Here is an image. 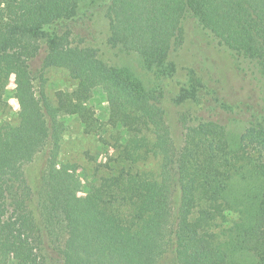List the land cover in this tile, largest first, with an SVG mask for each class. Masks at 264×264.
<instances>
[{"label": "trees", "instance_id": "trees-1", "mask_svg": "<svg viewBox=\"0 0 264 264\" xmlns=\"http://www.w3.org/2000/svg\"><path fill=\"white\" fill-rule=\"evenodd\" d=\"M86 1L0 0V117L11 113L9 92L18 103L14 122L0 123V264H160L168 253L176 264H234L216 229L233 207L227 190L243 164L263 186L226 229L234 247L264 264V129L244 133L235 153L223 126L201 121L185 129L177 147L157 98L72 40ZM186 14L238 60L264 69V0H109L107 43L137 55L147 69L164 67L184 43ZM42 43L34 86L30 61ZM49 68L66 70L76 88L50 98L42 75ZM99 93L109 109L106 126L116 132L119 167L90 186L59 150L69 118L86 133L100 131L88 107ZM44 149L32 193L23 167ZM151 160L157 173L143 170Z\"/></svg>", "mask_w": 264, "mask_h": 264}, {"label": "rangeland", "instance_id": "rangeland-1", "mask_svg": "<svg viewBox=\"0 0 264 264\" xmlns=\"http://www.w3.org/2000/svg\"><path fill=\"white\" fill-rule=\"evenodd\" d=\"M108 1L87 0L81 3L78 20L72 25V40L82 41L83 46L95 49L107 66L115 68L135 87L151 92L157 98L177 147L182 143L185 129L201 121H214L223 126L228 146L235 153L239 151V140L244 133L251 128L264 129L263 68L249 61L238 60L219 46L193 16L186 14L182 20L184 43L181 49L169 58L164 67L147 69L137 55L108 45L109 26L105 17ZM42 47L40 54L30 61L35 77L34 86L38 85L41 63L46 54L43 43ZM42 75L45 92L52 99L59 91L76 88V81L64 69L49 68ZM14 87L12 75L7 89L13 90ZM6 99L11 113L7 117H0V123L14 122V114L18 111V103L12 92L6 95ZM88 107L100 121V131L96 134L86 133L78 118H69L59 158L79 167L81 182L93 186L99 178L115 172L119 163L114 149L116 132L106 126L109 109L103 95L96 94ZM45 154L44 149L23 167L27 186L32 193L38 188ZM242 167L240 174L230 180L227 190V199L233 207L225 212V221L219 222L216 232L218 242L226 249L232 263L257 264V258L252 253L231 244L230 232L226 229L242 217L244 207L251 205L260 186H263L253 177L249 165L243 164ZM143 170L157 173L158 162L148 161ZM171 187L172 218H175L178 207L175 180H172ZM160 264H176L173 254L168 253Z\"/></svg>", "mask_w": 264, "mask_h": 264}]
</instances>
